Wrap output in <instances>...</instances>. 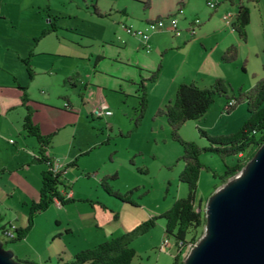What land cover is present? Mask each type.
Instances as JSON below:
<instances>
[{"label":"rangeland","instance_id":"rangeland-1","mask_svg":"<svg viewBox=\"0 0 264 264\" xmlns=\"http://www.w3.org/2000/svg\"><path fill=\"white\" fill-rule=\"evenodd\" d=\"M146 1L0 0V81L11 79L8 76L11 75L18 84L26 83L34 97L52 105L43 113L44 119L70 126L74 122L70 123L62 112L66 110L63 97L69 96L63 81L79 70L83 78H89L92 83L91 90L96 92L94 99L101 95L106 97L114 115L111 119L97 121L92 117L91 106L84 105L81 112L76 113L79 117L77 125L60 128L56 133L51 148L54 160L66 165L76 161L75 166L66 167L65 179L80 203L68 210L60 205L48 208L34 222L28 239L14 247L7 244L8 239L4 235H0L4 249L12 247L10 252H14L18 262H71L84 235L77 231L74 237H64L62 225V237L58 234L57 220L71 221L75 215L74 221H78L81 215L85 224L90 221L86 210L94 202H99L106 207L103 212L111 214L112 211L113 217L119 214L110 239L130 233L153 217L156 219L153 228L131 243L136 255L130 264H173L176 247L174 240L169 238L170 248H162L167 223L161 215L170 211L178 200L187 197L188 188L180 182L184 167L181 161L183 148L172 139L167 119L157 116V113L169 103H174L181 83L193 82L208 88L218 78L232 89L229 94L237 98L240 90L248 92L256 82L264 79V0H260L258 5L249 4L251 19L246 41L239 39L226 26L222 20L223 9L214 14L206 6L208 0H185L183 15L175 18L182 28H185L184 18L196 17L202 21V32L198 33L200 41L177 51L175 48L183 37L174 40L168 30H158L151 34L153 50L150 52L141 48L143 42L140 38L130 36L121 25L143 28L144 19L155 15L163 19L168 11L176 13L174 10L180 7V3L152 0L150 13L144 14L140 2ZM94 7L101 17L95 15ZM208 14L214 15L210 22L207 21ZM232 45L236 47L237 59L234 63L223 64V48ZM25 61L32 70L31 77ZM158 67L160 73L154 83L145 82L147 106L143 118L138 119L139 84ZM79 89L75 90L76 93ZM76 93L70 95L74 102L78 100ZM226 106L225 98L216 97L203 118L182 124L180 138L204 149L209 143L199 130L216 138L235 134L248 119L247 105L242 102L230 112L225 111ZM111 125L113 131H110ZM20 134L22 128L17 123L11 129L0 131V143L6 157L10 158L11 149L23 147ZM14 142L17 144L13 146ZM95 149L97 155L94 154ZM0 160L5 159L0 156ZM199 160L203 167L199 173L195 202L205 208L209 198L231 180L224 183L220 177L226 165L236 163V158L229 156L221 160L216 154L202 152ZM109 176H116V179L110 180ZM100 179L105 180L111 190L129 196L136 206L110 197L103 190ZM77 210L81 214L78 215ZM84 228V233H88L89 228ZM203 235L204 227L200 239ZM188 253L186 249L184 259Z\"/></svg>","mask_w":264,"mask_h":264},{"label":"trees","instance_id":"trees-1","mask_svg":"<svg viewBox=\"0 0 264 264\" xmlns=\"http://www.w3.org/2000/svg\"><path fill=\"white\" fill-rule=\"evenodd\" d=\"M145 8L147 5L144 3ZM180 6L182 4L180 3ZM94 13L100 16L98 10L94 7ZM101 17V16H100ZM159 19V18H157ZM250 20V10L241 6L238 8V16L232 27L239 39L246 41L247 26ZM54 30V28L52 29ZM237 59V50L234 45L224 51L222 63H234ZM28 70V75L31 77L32 70L29 67L28 61L24 63ZM244 70V68H243ZM160 67L157 71L145 81H141L140 86V105L138 107L139 117L143 118L147 106L145 82H154L159 76ZM17 88L23 92L22 98L25 104L28 101L26 88L20 84H16ZM232 91L230 87L221 79H216L208 88H203L196 83H181L178 86L174 103H169L162 110H159L157 116H164L167 119V124L171 127L172 139L178 142L183 152L181 161L184 163L183 170L180 175V182L184 183L188 188L187 197L178 200L170 211L161 215V218L166 220L165 235L172 238L173 244L176 247V255L173 256V264H183L184 253L189 245H194L199 242L203 227L206 225L205 208L201 203L195 202L197 194V182L199 173L203 167L199 160V155L202 152L216 154L221 160L226 157L236 158V163L233 166L226 165L224 174L220 177L221 182H226L228 179L236 177L240 171L253 159L260 146L264 144V79L256 82L255 86L248 92L239 91L236 98L229 93ZM225 98L228 103L230 100L235 101L233 107L225 108L226 112H230L236 105L245 102L247 105L248 119L242 124L240 129L233 135L223 137H212L204 131L199 130L202 138H204L209 146L201 149L193 142H186L180 138L179 129L185 122L198 120L203 118L208 109L213 105L215 98ZM32 112L27 109V116L24 117L23 129L27 136L35 137L40 144L39 147V163L45 164L47 169L42 173L41 189L39 192L38 202H33L29 207L28 222L25 228L15 229L12 237L4 233L6 230H1V235L8 239L7 244L21 242L30 233L37 217L51 208L55 204V200L60 201L61 206H66L73 203L75 200L63 198L60 188L68 189V185L64 182V173L54 175L51 171L53 159L47 155L48 148L52 144L53 135L42 136L40 129L32 122ZM137 127V124H135ZM76 162L66 165V167L74 166ZM110 180L116 179V176L109 177ZM101 186L110 197L118 199L124 204L136 206L131 202L129 196L122 195L110 189V186L102 181ZM103 209L105 206L99 204ZM201 211V212H200ZM114 219H118V215H114ZM155 218H151L147 223L136 227L133 231L126 235H121L105 241L94 249H87L77 253L73 260L66 264H130L134 256L135 250L131 247V243L137 237L147 233L155 226ZM4 248V245H3ZM32 264L29 262H20Z\"/></svg>","mask_w":264,"mask_h":264},{"label":"crops","instance_id":"crops-1","mask_svg":"<svg viewBox=\"0 0 264 264\" xmlns=\"http://www.w3.org/2000/svg\"><path fill=\"white\" fill-rule=\"evenodd\" d=\"M150 1L152 0H148L146 2H140L143 5L144 14H146L147 12L150 13L151 10ZM175 2L176 4L177 3L182 4V6L176 7V9L174 10L175 12L179 8L182 7L185 8V4H186L185 0H175ZM219 2L220 3L217 9L214 11L215 12L214 14H217L218 10L221 9H223V14H225L228 11H236V10L238 11V8L241 6H245L250 10L249 4L251 3L258 5L260 3V0H240L239 1L240 4L237 7L233 5V2L231 0H219ZM144 3L147 5L146 8ZM167 13H169L167 16L173 14L170 11L166 12L165 14ZM207 16H209L207 21L210 22V19L213 18L214 15L208 14ZM157 18H161V16L155 15L149 19L146 20L144 19L142 25L143 28H146L149 22L154 21ZM194 18L188 20L184 18L182 20L184 22L185 28L180 27L181 29L184 30V32H182V35L180 37L174 38V36H171L172 38H174V40H178L183 37V39L178 41V44L175 48L177 51L185 50L187 47H190L196 44L198 41H200L198 38L199 37L198 33L202 32L201 30V27L203 25L202 21H200L201 23L200 27L198 28L194 37H190L188 32L186 31L189 26V23ZM250 19H251V11H250ZM249 24H250V20H249ZM229 28L231 29V32H234V30L231 27ZM151 44L153 46L152 35H151ZM234 45L240 48V45H238L237 43H234ZM152 46L151 48L153 50ZM226 47L223 48V50H226ZM141 48L143 49V47ZM172 49L173 48H170V50ZM98 59L95 60V64L93 66L94 72H96L97 69ZM8 76H10L11 79L3 78L0 81V131H3L4 128L11 129L12 127H14V123H17L18 126L22 128V135L21 134L20 135L22 136L23 147L18 146L15 149H11V153H10L11 156L9 158V156L6 157V155L3 153L2 144L0 143V156H2V158L5 159V160H0V235H1V230L3 229L6 231L11 230L13 232L17 228L22 229L26 227L28 222L29 207L33 202L36 203L39 200L42 173L47 169V166L45 164L39 163L38 161L40 144L38 143L35 137L27 136L23 129V121H24V117L27 116V109H29L32 112V117H31L32 122L35 125H37V127L40 129V134L42 136H48L52 134L54 139V137H56V133L59 132L60 128L68 129V127L71 128L77 125V119L79 117L76 115V113L81 112L80 109L81 107H83L84 105L86 106L90 105L91 108L93 109L102 100L106 101L107 103L106 97L102 95L100 97L97 96L96 99H94L93 96L96 95V92L91 90L92 83L89 82V78L84 79L83 76L81 75V72L79 70H76L70 77L65 78L63 81L64 87L68 91L69 96L63 97V100L65 102L63 104V108L66 110L62 111L59 109L60 111L65 113V115L67 116L66 118L69 120L70 123H72V121L74 123L70 124V126L61 125L60 123L54 120L47 121L46 119H44L43 113L45 114V110L49 107H52V105L48 104L46 100L38 99V97H34L30 92V86L27 85L26 83L24 84L23 82H20V85L23 88H26V93L28 95V101L24 104L22 98L23 92L19 90L16 85L18 83L17 79L14 77L12 78L11 75ZM27 80H29V78H27ZM30 82L32 83V80ZM78 88L80 89L76 93L75 90ZM75 93L76 96L78 97V100L74 102L72 101L70 95H74ZM89 96H92L93 98H88ZM65 104L67 106H65ZM106 105L108 106L109 104L107 103ZM113 117L114 115L112 113V116L106 119H111ZM111 130L113 131L112 125L110 127V131ZM53 139H52V143H53ZM10 141H12V139H10ZM16 144L17 143L14 142L13 146ZM28 146H32V147H28ZM51 148H52V144L50 148H48V152H49V156L54 160L55 157L52 154ZM94 154L96 155L98 154V151H96V149L94 150ZM64 165L66 169V164ZM63 179L65 184L68 185V189L67 190H65L64 188L60 189L61 194L68 193L71 191L70 199L75 200L73 203H70L66 206L65 205L60 206L68 210V208L77 206V204H79L80 202L77 201L78 199L73 194L74 192L71 186L68 184V181L65 179V173ZM102 181L103 179L99 180L100 184L102 183ZM99 204H100L99 202L97 203L94 202V204H92L91 207L88 210H86L88 212L87 217L90 219V221H88L85 224L83 222L84 218H82L81 215H79L81 214V212H79L78 210L76 211L77 214L79 215V216L77 215L78 221H74L76 218L75 215L74 218H72L73 221L72 220L69 221L68 219H66L65 221L62 219L57 220L56 224L58 226L57 229L58 234H61L62 237L63 234L60 232V230L62 229L64 230L65 233L64 237H70V238L74 237L77 231L83 233L82 234L84 235V238L82 240L83 242H78V247L76 248L75 253L77 252L79 253L87 249H92V248L94 249L105 240L113 237V231L111 230L114 228L113 227L114 222L118 221L119 218L117 220L114 219V217L112 216L114 213L112 211H111L112 214L111 215L109 214V212L106 213L103 212V210H105L103 208H101L100 210V207L98 206ZM44 213L45 212L41 213L37 217V219ZM117 215L119 217L118 213ZM62 225L63 228L60 229ZM84 227L89 228L88 233H84L85 232ZM29 236H27V238L25 237V239L20 243L19 242L17 243L19 244L23 243L26 239H28ZM17 243L12 244V247H14L15 244ZM12 247L7 250L12 251L13 250ZM12 253L14 258L17 260L18 258H16L14 252Z\"/></svg>","mask_w":264,"mask_h":264},{"label":"water","instance_id":"water-1","mask_svg":"<svg viewBox=\"0 0 264 264\" xmlns=\"http://www.w3.org/2000/svg\"><path fill=\"white\" fill-rule=\"evenodd\" d=\"M204 235L183 264H264V144L240 173L209 198ZM0 264L14 259L0 241Z\"/></svg>","mask_w":264,"mask_h":264},{"label":"built area","instance_id":"built-area-1","mask_svg":"<svg viewBox=\"0 0 264 264\" xmlns=\"http://www.w3.org/2000/svg\"><path fill=\"white\" fill-rule=\"evenodd\" d=\"M233 2V5H235V7L239 6L240 4V0H231ZM219 0H208L206 3V6L208 7V9L215 11L219 5ZM177 15H183V10L182 8H179L177 10L176 13L171 14L169 16H166L163 19H156L154 21H151L147 24L146 28H142V29H135L133 26L130 25H121L122 29L128 33L130 36L133 37H138L141 39V41L143 42V49L146 52H150L152 50L151 46V34L155 31H169L172 36H174V38H178L182 35V32H184L183 29H181L179 27L178 21L176 20V16ZM238 16V11H228L224 14L222 20L224 21V23L226 24V26L228 27H232L233 23L235 22L236 18ZM200 20L198 18L193 19L190 23L189 26L187 28V32L189 34L190 37H194L198 28L200 27ZM106 101L102 100L98 105H96L93 109H92V117L97 118V120L99 119H103V118H108L110 116H112V111L109 109V107L106 105ZM235 105V101L230 100L227 103V107H233ZM65 106H67L65 104ZM11 143L13 141H10ZM65 170V165L59 161V160H53L52 166H51V171L53 172L54 175H60L63 174ZM63 198L66 199H70L71 197V191L68 193H63L62 194ZM55 204L56 205H60L61 203L58 200H55ZM4 233L6 235H8L9 237L13 236V233L10 231H4ZM169 239L166 236L165 240L162 243V248H170V243H169ZM193 245H189V251L192 249Z\"/></svg>","mask_w":264,"mask_h":264},{"label":"bare ground","instance_id":"bare-ground-1","mask_svg":"<svg viewBox=\"0 0 264 264\" xmlns=\"http://www.w3.org/2000/svg\"><path fill=\"white\" fill-rule=\"evenodd\" d=\"M201 212V211H200Z\"/></svg>","mask_w":264,"mask_h":264}]
</instances>
